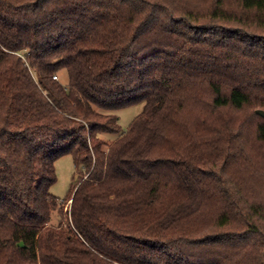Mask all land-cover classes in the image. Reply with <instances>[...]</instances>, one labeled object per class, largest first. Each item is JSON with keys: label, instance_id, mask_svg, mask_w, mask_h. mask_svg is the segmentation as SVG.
I'll list each match as a JSON object with an SVG mask.
<instances>
[{"label": "trees", "instance_id": "obj_1", "mask_svg": "<svg viewBox=\"0 0 264 264\" xmlns=\"http://www.w3.org/2000/svg\"><path fill=\"white\" fill-rule=\"evenodd\" d=\"M257 109L264 0H0V264H264Z\"/></svg>", "mask_w": 264, "mask_h": 264}, {"label": "rangeland", "instance_id": "obj_2", "mask_svg": "<svg viewBox=\"0 0 264 264\" xmlns=\"http://www.w3.org/2000/svg\"><path fill=\"white\" fill-rule=\"evenodd\" d=\"M65 78L67 79V73L64 74ZM142 104H135L131 106H127L121 108L115 113L119 116V122L123 129L129 127L131 122L133 121L134 117L141 111ZM103 136L106 139H115L117 134L114 133H105ZM56 174L57 180L53 184L51 191L56 194L59 198L65 199L69 193L71 183L73 182V178L75 175V163L72 154H66L59 157L56 160ZM68 199L63 202V208L66 211L67 201ZM58 221V213L54 212L52 216V222L57 223Z\"/></svg>", "mask_w": 264, "mask_h": 264}, {"label": "built area", "instance_id": "obj_3", "mask_svg": "<svg viewBox=\"0 0 264 264\" xmlns=\"http://www.w3.org/2000/svg\"><path fill=\"white\" fill-rule=\"evenodd\" d=\"M60 201H61V202H65V199H62V198H61ZM67 201H68V203H67V207H66V208L69 209V208L71 207L72 199H68Z\"/></svg>", "mask_w": 264, "mask_h": 264}, {"label": "water", "instance_id": "obj_4", "mask_svg": "<svg viewBox=\"0 0 264 264\" xmlns=\"http://www.w3.org/2000/svg\"><path fill=\"white\" fill-rule=\"evenodd\" d=\"M257 113L264 116V110H262V109H257Z\"/></svg>", "mask_w": 264, "mask_h": 264}]
</instances>
